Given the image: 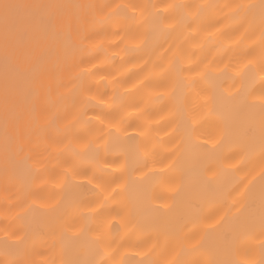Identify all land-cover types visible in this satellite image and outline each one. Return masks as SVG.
<instances>
[{"label": "snow or ice", "instance_id": "obj_1", "mask_svg": "<svg viewBox=\"0 0 264 264\" xmlns=\"http://www.w3.org/2000/svg\"><path fill=\"white\" fill-rule=\"evenodd\" d=\"M155 7L150 4H21L0 0V56L4 67L0 95V141L4 158L2 179L6 191L9 188L17 190L20 203L27 205L24 211L34 208L50 213L59 206L60 201L37 205L36 193L32 191L33 186L47 184L52 179L48 176V163L55 160L62 168V179L53 182L63 191L71 183L70 177L81 174L83 162L95 160L105 135L114 137L116 133L127 131L125 125L131 126L125 113L127 106L116 103L118 93L115 91L113 103L108 105V109L101 107L104 103L103 95L99 99L92 95L91 83L100 69L96 64L92 68L84 66L86 62L99 61L101 53L108 58L111 49L105 45V39L106 28L110 25H122L125 28L123 34L119 28L113 31L111 36L117 39L110 43L113 48L124 45L122 50L126 53L139 52L147 38V32L137 37L130 26L138 20L141 26L150 25L154 17L159 18L161 37L167 36L177 26H182L195 41L205 31L202 22L209 11L220 8L222 18L235 27H212L206 31L204 40L221 41V50H224V40L239 48L245 39L252 38L258 31L257 42L252 47L244 48L241 59L235 64L229 62L222 68H214V61L206 63L200 60L193 63L191 55L185 57L179 50L169 59L168 71L174 73V76L167 86V95L174 101L178 117L171 131L178 139L177 146L171 153L173 159L160 168V172L175 168L185 156L193 164L198 163L208 145H211L209 151L220 150L218 156L226 165L220 169V174L229 170L240 171L247 165L248 158L256 151L257 145L264 156V0H259L258 3L233 2L224 5L167 4L164 6V13H177L171 22L169 16L152 12L151 9ZM241 28L243 31L235 35ZM232 36L235 39H231ZM200 46L203 47V42ZM256 48L259 52L253 55ZM114 56L115 53L112 54L113 59ZM185 58L189 61L187 68L182 66ZM214 72L232 79L233 90L218 93L215 84L211 83ZM100 79L103 80L104 77L101 76ZM200 81H210V88L197 92L202 101L198 106L202 113L207 110L208 115L215 117L218 122L213 136L202 142L197 135L198 120L195 110L187 107L186 98L182 102L177 97L178 89L195 90ZM114 83L121 82L114 78ZM140 83L147 87L143 81ZM62 88L67 89L68 94L78 96L85 109L100 108L85 123L91 124L95 120L104 128L114 129L115 132L108 131L95 138L81 139L79 133L73 131L74 123H63L53 112V92L56 91L57 99H63L64 96L59 91ZM84 116H88L86 110L79 112L74 120L78 121ZM148 131L150 129L141 134L146 135ZM224 150L231 155L224 156ZM135 152L138 160H142L141 166L134 170L141 173L138 178H134L129 171L130 163L126 157L118 168H113L112 178L107 184H93V179L98 178L96 173H93V178L88 179V183L97 190L95 201L83 203L69 199L65 202L62 217L45 221L52 237V243L46 250L47 255L36 260L30 258L31 254L26 248H17L15 255L5 248L4 259L0 264H57V255L60 257L59 264H107V261H111V264H127L128 257L119 254V247L113 248L109 243V232L105 227L98 226L93 231L84 222L90 215L100 216L107 211L109 202L127 192L131 185L147 181L157 174L155 161L152 168H149L150 153L147 148L137 147ZM231 160H235V163L229 162ZM103 164L105 167L111 166L107 161ZM205 171L213 172V168L209 166ZM257 176L261 182L259 207L250 210L251 185ZM243 183L241 180L230 189L215 193L214 202L221 208H227L222 215L211 218L200 214V210L193 206L191 215L177 217L172 222L170 231L165 235L163 251L170 252L173 259L164 264H264V167L240 189L239 185ZM182 187V182L178 180L171 188L172 196L178 197ZM144 194L147 196V189ZM30 199L32 203L28 204ZM164 207L170 205L165 204ZM122 210V219H127L131 210ZM117 216H120L119 212ZM115 219L116 217L112 218ZM59 220L63 222L59 223ZM112 220L107 221L109 227L112 226ZM212 233L215 235L210 236ZM12 237H15L17 245L28 237L39 238L32 223L26 225L19 235L15 232L10 235L6 233V239ZM254 240L258 241L259 256L251 243ZM143 243L146 244L147 241ZM158 247L159 239L144 252L138 253L144 257L140 264H157L148 257ZM80 251L86 252L87 258H65L70 253ZM192 257L199 259L194 260Z\"/></svg>", "mask_w": 264, "mask_h": 264}, {"label": "bare ground", "instance_id": "obj_2", "mask_svg": "<svg viewBox=\"0 0 264 264\" xmlns=\"http://www.w3.org/2000/svg\"><path fill=\"white\" fill-rule=\"evenodd\" d=\"M12 3L30 4V3H62V4H94L100 5H115V4H150L156 7L151 9L152 12H160L165 16H169V22L177 13H164V6L167 4H186V5H201L213 4L224 5L226 3L243 2V3H258L259 0H9ZM182 12L183 10H179ZM223 12L220 8L210 10L204 18L202 24L205 31L200 33V36L195 41L191 39L190 32L182 26H177L175 30L169 31L167 36L159 35V18L154 17L153 23L150 25L141 26L138 20L131 25L137 37L147 32V38L144 46L139 52L126 53L122 49L113 48L110 41L117 39L112 37L111 33L118 28L121 33L125 31L122 25H110L106 28L107 39L105 45L111 51L106 59L101 53L99 61L92 60L86 62L85 67L92 68L96 64L100 71L92 78V95L97 99L103 95L104 103L101 105L105 110L108 105L113 103L114 91L118 93L117 104L123 103L127 107V113L130 127L127 131L116 133L114 137L105 135V140L101 141L99 151L92 162H83L80 168V175L74 178L70 177L71 183L62 191L55 186L54 180L62 179L60 173L62 168L55 160L47 164L49 169L48 176L52 179L47 184L35 185L32 191L36 193V203H55L60 201L59 206L50 213H45L42 210L24 208L27 205H22L18 199V193L15 188L5 190V185L2 179L4 158L3 145L0 141V261L4 259L5 248H8L10 254L15 255L17 248L28 249L30 258L40 260L47 255L46 251L52 243V237L49 234V225L46 220H57L63 216L65 202L69 199H75L83 203L93 202L97 199V190L92 184L88 183V179L93 178V173L97 174V179H93V184H107L111 180L113 168H118L127 157L134 178H138L141 173L135 172L136 167H140L142 160H138L135 149L137 147H146L150 153L148 164L152 168L155 161L157 167L156 175L150 177L149 180L133 184L128 191L117 197L115 201H110L108 210L100 216L90 215L85 221L87 228L93 231L98 226L105 227L109 232V243L113 248L119 247V254H124L128 257L127 264H140L144 259L138 253H142L147 247H150L159 239V247L148 259L156 261L157 264H164L165 261L173 259L170 252L163 251L165 235L170 231L172 222L180 216L188 217L193 213V206L200 210V214L208 215L211 218H216L222 215L227 208H221L214 202V195L220 190H227L243 180V184L239 187L242 189L252 176L259 173L261 167H264V156L261 155L259 146L256 151L248 158L247 165L240 171L229 170L226 173L220 174V169L226 165L222 162V158L218 156V152L209 151L211 145H208L203 150V158L196 164H193L187 156L177 163L176 167L163 173L160 168L167 165L173 159L171 153L177 146L176 135L171 131L173 125L178 119L176 115V106L172 99L167 95V86L173 79L174 73L168 71L169 59L178 50L182 51L185 57L191 55L192 62L204 60L207 62L214 61L213 67L222 68L224 64L241 59V52L244 48L252 47L257 42L259 35L258 31L250 38L245 39L243 44L237 48L235 45H230L227 40L223 41L224 50H221V41H205L206 31L212 27L224 25L228 27L231 22L224 20ZM235 27V25H231ZM223 30V29H222ZM243 29H238L235 35H239ZM231 39H235L232 36ZM203 42V47L201 43ZM231 48V50H227ZM171 49V51H166ZM259 49L256 48L253 55H256ZM115 53L114 59L112 54ZM123 58V59H122ZM184 68L189 66L187 58L183 60ZM202 67V65H201ZM95 71V69H93ZM3 59L0 56V95H2V80H3ZM185 75H190L185 73ZM104 79L101 80L100 77ZM114 78L121 83H114ZM141 81L147 84V87L141 85ZM211 83H214L217 92L222 94L228 90H233L234 81L227 76L213 73ZM239 84V81H236ZM210 88V81H200L195 90L188 88H180L177 91V97L183 102L186 98V104L189 109H194L198 120L197 135L203 139H208L213 136L218 126L215 117L208 115L207 110L203 113L199 108L202 103L197 92L202 89ZM63 94V99H57L56 91L53 92L54 107L53 112L56 113L65 124L74 123V133L78 132L81 139L95 138L101 134H106L108 131L115 132L114 129L104 128L99 122L93 120L91 124L85 123L94 112H99L100 108L87 107L81 103L78 96L68 94L67 89H59ZM259 91V89L257 90ZM106 93V94H105ZM96 101H93L95 103ZM136 105L137 108L132 106ZM86 110L88 116L82 117L80 120H74V117ZM125 113H121L122 115ZM107 123V121H105ZM150 129L146 135L142 132ZM132 137V139H129ZM224 156H230L227 150H224ZM239 156H237V159ZM96 161L100 163L97 164ZM107 161L110 167H105L103 162ZM115 161V163H113ZM235 163V160L229 161ZM211 166L213 172H206L205 169ZM148 171V169H145ZM214 173H216L214 175ZM182 182V191L178 197H173L171 188L177 181ZM80 185V187H73ZM261 182L257 176L254 183L251 185L252 199L249 201L250 210L258 209L259 207V192ZM147 189V196H145ZM239 190V189H238ZM28 204L32 200H28ZM168 204L170 207L165 208ZM122 209H130L131 214L127 219L124 217ZM117 212L120 216H117ZM17 213H20L17 216ZM116 217L115 220H112ZM108 220H112V226L107 224ZM243 217H241V221ZM63 220H59L62 223ZM32 223L36 229L38 239L36 237H28L22 244H15V237L6 239V233L9 235L13 232L19 235L24 227ZM79 223V221H78ZM127 225L126 227L124 225ZM191 227V225H190ZM202 227V225H201ZM215 233L210 234L214 236ZM147 241V243H143ZM252 246L259 256L260 249L258 241H252ZM118 254V256H119ZM68 260H82L87 258V253L80 251L73 252L65 257ZM57 264L60 257L57 255ZM107 260V258H104ZM198 260V257H192ZM111 264V261H107Z\"/></svg>", "mask_w": 264, "mask_h": 264}]
</instances>
